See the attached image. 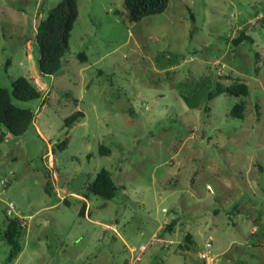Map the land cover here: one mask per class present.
Masks as SVG:
<instances>
[{
  "label": "rangeland",
  "instance_id": "374dc122",
  "mask_svg": "<svg viewBox=\"0 0 264 264\" xmlns=\"http://www.w3.org/2000/svg\"><path fill=\"white\" fill-rule=\"evenodd\" d=\"M58 1L0 0V85L22 75L42 93L16 101L37 134L0 144V264H264V0H170L137 22L123 0H77L63 74L44 77L35 33ZM231 78L249 94L182 99ZM101 168L120 188L80 214Z\"/></svg>",
  "mask_w": 264,
  "mask_h": 264
},
{
  "label": "trees",
  "instance_id": "16d2710c",
  "mask_svg": "<svg viewBox=\"0 0 264 264\" xmlns=\"http://www.w3.org/2000/svg\"><path fill=\"white\" fill-rule=\"evenodd\" d=\"M169 1L123 0L124 16L128 21L137 22L147 16L162 13ZM77 16V0H59L45 12V16L39 22L35 33V41L39 50L37 68L41 76L50 77L63 74V58L69 49L70 32ZM80 58L81 60H85V55L81 53ZM210 86L201 92H196L192 97L182 94L183 101L189 108H195L201 99L207 102L219 94L235 97H244L249 94L248 85L237 78H231L226 85L213 82L212 86ZM41 95V91L27 77L22 75L12 80L10 86L0 85V144L5 139L6 131L14 137L21 136L30 130L35 132L33 126V108L18 105L16 101L36 100L40 99ZM244 109L245 104L243 101L236 102L230 108L229 115L243 118ZM82 116L83 112L81 110H75L70 113L64 118V127L71 128ZM68 144L69 137L65 136L57 142L56 148H53V152L56 149L63 151L68 147ZM98 152L100 155H109L110 149L100 144ZM119 188L110 171L106 168H101L96 172L92 180L87 181V185L81 193V196L85 200L81 204L79 213L83 214L85 203L86 201H90L92 196L101 197L105 200L97 206L102 208L106 205V200H111L116 196ZM45 192L47 194L52 193L50 182H47ZM19 235V220L9 218L3 230V238L9 247L8 259H12L20 249L18 242Z\"/></svg>",
  "mask_w": 264,
  "mask_h": 264
},
{
  "label": "built area",
  "instance_id": "2783aa9c",
  "mask_svg": "<svg viewBox=\"0 0 264 264\" xmlns=\"http://www.w3.org/2000/svg\"><path fill=\"white\" fill-rule=\"evenodd\" d=\"M134 263V262H133ZM133 263H129V264H133ZM135 264V263H134ZM201 264H208L207 261H203Z\"/></svg>",
  "mask_w": 264,
  "mask_h": 264
},
{
  "label": "bare ground",
  "instance_id": "6f19581e",
  "mask_svg": "<svg viewBox=\"0 0 264 264\" xmlns=\"http://www.w3.org/2000/svg\"><path fill=\"white\" fill-rule=\"evenodd\" d=\"M51 160H52V158H51Z\"/></svg>",
  "mask_w": 264,
  "mask_h": 264
}]
</instances>
